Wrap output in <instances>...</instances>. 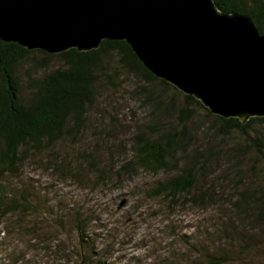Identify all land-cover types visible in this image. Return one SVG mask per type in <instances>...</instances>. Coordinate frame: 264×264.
Wrapping results in <instances>:
<instances>
[{
	"label": "trees",
	"instance_id": "1",
	"mask_svg": "<svg viewBox=\"0 0 264 264\" xmlns=\"http://www.w3.org/2000/svg\"><path fill=\"white\" fill-rule=\"evenodd\" d=\"M214 3L223 13L251 18L264 35V0ZM126 85L133 86L130 96L147 111V120L136 126L122 119L126 109L118 99L125 94ZM127 112L134 116L129 109ZM262 122L264 118L244 123L213 115L196 98L149 72L126 42L103 41L97 50L71 49L50 55L0 40V217L37 213L41 200L28 187L7 189L4 177L16 176L30 163L75 179L79 175L74 170L80 169L72 163L75 148L87 143L89 131L96 137L95 148L81 149L79 157L85 163L81 165L102 179L108 178V169L100 150L109 149L108 139L115 132L133 131L129 144L132 156L115 171L119 178L137 170L166 173L169 177L153 189L152 198H164L173 206L207 204L210 197L198 191V185L206 175L210 165L207 154L213 148L200 145L198 139L202 144L210 139L226 147L227 140L239 134L241 139L231 147L228 160L237 159V154H250L264 161V144L255 131ZM244 187L234 197L233 207L244 218L251 217L253 223L257 196L262 197L263 206L256 208L264 216V187ZM60 217L65 227L74 224L83 251L80 264H104L99 259L103 250L95 251L96 235L89 233L90 219L77 212ZM244 218L238 216L237 222L244 223ZM223 224L210 235L197 232L195 238L182 242L181 251H173L160 264L238 263L237 255H247L251 243L243 227L233 229L228 221ZM234 230L239 233L236 238L229 236ZM1 234L0 229V239ZM204 237L207 248L201 243ZM238 247L240 252L235 253Z\"/></svg>",
	"mask_w": 264,
	"mask_h": 264
},
{
	"label": "rangeland",
	"instance_id": "2",
	"mask_svg": "<svg viewBox=\"0 0 264 264\" xmlns=\"http://www.w3.org/2000/svg\"><path fill=\"white\" fill-rule=\"evenodd\" d=\"M126 86L125 94L118 99L126 109L122 119L136 126L135 123L147 120V111L130 96L133 86ZM103 101L106 102L104 98ZM255 131L264 144V122L259 123ZM132 136L133 131H117L108 139L109 149L100 150L103 165L108 169L105 179L83 167L85 163L79 157L83 154L81 149L95 148L96 137L91 131L85 137L87 143L75 148L78 160L73 157L72 163L80 167L74 170V174L79 175L75 179L57 176L45 167L30 163L16 176L4 177L7 189L28 187L31 192H37L41 200L36 206L37 213L0 217V264H80L83 251L74 224L65 227L60 223L61 215L75 212L84 213L90 219L89 233L96 235L93 237L95 251L103 250L99 259L104 264H160L162 259H169L173 251H181L182 242L195 238L197 232L202 236L210 235L227 221L233 229L243 227L251 243L249 253L237 255L240 259L235 264H264V216L256 208L263 206L262 197L257 196L253 203L256 211L253 223L251 217L244 218L233 207L234 197L244 186L252 190L264 187L263 160L250 154H237V159L228 160L231 147L241 139L239 134L228 139L226 147L210 139L202 144L198 139L200 145L213 148L207 154L210 165L206 175L198 185V191L209 196L210 201L202 205L180 203L175 206L164 198L150 196L169 174L137 170L122 178L116 175L115 171L132 156L129 148ZM238 216L244 218V223L237 222ZM237 235L235 230L229 233L232 238ZM206 237L201 239L205 248ZM239 249L236 248L235 253H239Z\"/></svg>",
	"mask_w": 264,
	"mask_h": 264
},
{
	"label": "water",
	"instance_id": "3",
	"mask_svg": "<svg viewBox=\"0 0 264 264\" xmlns=\"http://www.w3.org/2000/svg\"><path fill=\"white\" fill-rule=\"evenodd\" d=\"M0 40L50 55L126 42L213 115L264 118V35L214 0H0Z\"/></svg>",
	"mask_w": 264,
	"mask_h": 264
}]
</instances>
